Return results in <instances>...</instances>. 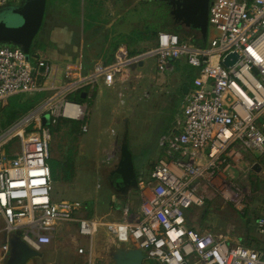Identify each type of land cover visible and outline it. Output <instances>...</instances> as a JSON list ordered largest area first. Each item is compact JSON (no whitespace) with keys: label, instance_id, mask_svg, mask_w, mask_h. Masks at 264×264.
I'll return each mask as SVG.
<instances>
[{"label":"built area","instance_id":"obj_1","mask_svg":"<svg viewBox=\"0 0 264 264\" xmlns=\"http://www.w3.org/2000/svg\"><path fill=\"white\" fill-rule=\"evenodd\" d=\"M208 23L219 32L208 45L159 31L155 46L146 52L131 55L119 46L113 62L99 63L92 72L69 67L68 81L60 87L46 84L52 68L44 58L15 43L0 44V101L54 90L0 131V217L5 232L0 239V263L10 251L13 232L40 251L52 242L60 222H75L79 235L87 240L99 230L102 219L80 214V201L52 196L49 125L61 118L84 120L92 97L88 89L98 78L107 85H113L117 75L127 82L125 72L130 66L155 56L160 69L170 59L185 60L197 74L181 114L160 137L162 155L149 177L137 182L138 212L126 209L125 219L107 223L108 229L119 242H133L147 259L160 264H264V247L247 246L233 235L199 230L189 225L186 216L192 205H204L211 187L217 188L225 202L246 210L249 189L226 173L244 151L264 153V0H210ZM232 53L237 58L231 57L233 63L226 64ZM81 89L86 102L68 99V94ZM46 113L48 125L42 122ZM82 129L86 131L87 125ZM15 137L20 150L6 151L3 147ZM256 225L264 233V213ZM91 250L80 246L78 253Z\"/></svg>","mask_w":264,"mask_h":264},{"label":"rangeland","instance_id":"obj_2","mask_svg":"<svg viewBox=\"0 0 264 264\" xmlns=\"http://www.w3.org/2000/svg\"><path fill=\"white\" fill-rule=\"evenodd\" d=\"M126 2L128 4L129 1ZM140 6V11H136L135 18L136 27L141 30L143 46L138 51L146 52L153 48L159 31L175 32L182 37H190L194 33L198 34L197 30L193 28L181 27L182 29L176 31L171 24L163 27L166 24L170 6L161 0L142 2ZM14 9L15 7L11 4L0 8V20L7 27L17 28L25 22V20H20L19 14L13 13ZM217 35H219L218 30L209 25L205 45H208L211 39ZM31 53H34L33 47ZM143 61L138 69L144 74L160 71L166 78L161 82V85L155 84L154 86L149 85L150 83L146 82L143 77L134 78L133 83L131 82L132 86L137 85L139 82L134 81L139 80L140 84L143 81L144 84L148 85V88L137 87L133 93V100L125 113L122 110L126 104H122L118 100L114 90L99 87L96 90V99L88 107L85 120L69 119L70 123L67 124L60 123L61 120H59L56 124L49 125L52 131L49 148V161L53 173L52 196L55 200L80 201L83 206L80 214L82 211H86V214L91 217L105 216L106 213L112 211L111 205H113V198H115L113 195H120L125 188H133L132 185H136L140 178L147 179L154 164L162 155V149L159 145L162 133H168L178 115L181 114V106L184 103V88L192 86L197 70L186 61L176 63L172 69H165V67L160 69L155 56H148ZM170 61L173 60L170 59ZM67 81L66 79L59 80L56 77L52 81L47 80L46 84L51 85L54 82L60 87ZM53 92L54 90L47 89L41 92L26 93L16 98L15 102L20 104L31 99L35 107ZM10 106L11 100L0 101V131L13 123L7 119ZM27 112H21L16 120ZM116 117H119V120ZM84 122L89 127L87 132H69L71 124L76 123L82 126L81 124ZM122 146L127 147L135 172L134 177L128 181H124L118 172L122 160ZM3 148L8 152L19 151L18 137L12 138ZM82 149L85 151L82 152ZM68 154L69 160L64 161ZM259 162L263 163L264 160ZM261 171L258 173L255 168L251 167L250 163L248 168L243 167L236 173L237 184L245 186L250 191L247 196L248 207L246 210H249L247 214L240 213L234 206L225 202L217 188L211 187L204 205H192L186 209L189 224L199 230L208 229L216 234L234 231L241 233L245 240L247 238V240L252 241L251 238L249 239L250 232L246 227L247 217H249L251 235L257 238L256 217L264 213V171ZM136 189H131L130 194L137 195ZM106 222L111 223L112 221ZM3 227L4 223L0 219V239H2L1 236H5V232L1 231ZM106 227L101 226L96 232V236L104 239L102 246L95 244L93 247L92 239L87 240L78 235L75 223L60 222L57 226L58 232L62 228L70 234L67 240L56 239L64 242L60 244L63 257L61 263L83 264L85 260H89L91 257L93 264H117L118 259L123 258L125 249L107 240L106 234L109 230ZM11 237L10 251L1 264H10L17 255V243L20 236L13 232ZM56 240L53 239L55 242ZM254 241L257 244H264V240L260 238ZM80 246L91 247L92 254L78 253ZM49 257H52L51 248L44 246L30 259L41 263Z\"/></svg>","mask_w":264,"mask_h":264},{"label":"crops","instance_id":"obj_3","mask_svg":"<svg viewBox=\"0 0 264 264\" xmlns=\"http://www.w3.org/2000/svg\"><path fill=\"white\" fill-rule=\"evenodd\" d=\"M126 1L127 0H46L43 21L38 33L36 34L32 42L31 50L33 47V54L38 57L44 58L51 65L52 76L48 79L49 81L54 80L56 77H58L59 80L66 79L67 81L68 77L66 76V70L69 67L74 66L75 70H77L76 72L89 73L92 72L95 69L96 65L99 63H111L115 59V53L119 46H124L131 55L142 53V51H138L143 46V43L141 38V30L139 27H136L137 22L135 14L136 11H140V4L143 2V0H128V4ZM9 4L14 6L16 9L22 6L23 0H16L14 2L9 0L6 3L0 2V8L5 7ZM14 10L13 13H15ZM20 17L21 21L24 20L22 16ZM181 61L185 62V60L170 61L165 69H172L176 63ZM143 62L144 61L142 60L138 63V65H132L127 69V72H125L129 75V80H127V82H121L118 79V75L116 76L117 80L113 85H107L103 81V78H98L94 87L92 89H88V91L91 90L92 94L90 102L88 103V107L96 99L97 88L106 87L109 89H113L117 95L118 100L122 104H126L124 107L121 104V106L123 107L122 111L125 113L129 104L133 100V93L136 91L137 87H144V89L148 88L147 84H144L143 81L140 84L139 80L134 81L139 83L132 86L131 82L133 83L134 78L140 79L143 77V79L146 82H149V85L151 86H154L155 84L161 85V82L166 78V76L160 71H151L147 75L144 74L141 70L138 69V66L143 64ZM191 87L184 88V99ZM124 98H126V101H124ZM116 118L117 120H119V117ZM84 124L87 125V130L84 132L88 131V124L84 122L83 124H81L82 126H80L79 132L83 131L82 127ZM163 134H165V132L162 133V135ZM81 151L84 152L85 150L82 149ZM68 157L69 154L64 161L68 160ZM260 160H264V153L260 154L254 151H244L243 155L236 161H234L233 168L226 174L230 179L237 183V171H239L243 167L248 168V165L250 163L251 167L255 168L256 166L255 169L258 173L262 172L261 170L264 171V162L261 163L259 162ZM132 187L134 189L137 188V195L130 194L131 189L133 188H125L124 192H122L120 195H113V197L115 196V198H113V205H111L112 211L106 213L105 216L91 217L86 214V211H82V213L90 218L102 219L103 224L101 226L105 227L108 223L106 221L118 222L124 220L125 210L128 209L130 213L138 212L139 204L141 201V192L139 190V187H137V184L132 185ZM239 212L247 214L249 210H246V212L245 210ZM262 214L257 215L256 220L258 216ZM0 219L2 218L0 217ZM247 219L248 220L246 227L250 232L249 239L251 238L252 241L247 240V238L245 240L241 233L239 234L234 231L227 232L225 234L236 236L242 243L247 246L257 248L264 247V244H257L255 243L256 241H254L257 238L264 240V233H261L259 232V230H257L258 237H252V231L249 224L250 218L247 217ZM106 228L107 230H109L108 227ZM76 231L78 233L77 228ZM109 231L106 234L107 240L116 243L120 248L125 249V252L132 246L134 248H138L133 242H119L111 232L110 233L113 236L109 233ZM69 236L70 234L66 233V230L61 228L59 232L58 230L56 231L55 237L53 239L56 240L57 238H60L61 240H67ZM61 240H56V242L52 240L51 243L45 245L51 248L52 257H49L47 260L41 263H37L35 260L30 259L25 264H62L61 260L63 259V257L60 244H63L64 242ZM75 240L77 241L76 238ZM92 240V243L94 242L93 247L95 244L102 246V243L104 242V239L96 236V234L93 236ZM92 251L93 250H91L90 253H87V255H91ZM157 263L158 262L154 260L145 259L144 264ZM83 264H93L92 258L90 257L89 260H85Z\"/></svg>","mask_w":264,"mask_h":264},{"label":"water","instance_id":"obj_4","mask_svg":"<svg viewBox=\"0 0 264 264\" xmlns=\"http://www.w3.org/2000/svg\"><path fill=\"white\" fill-rule=\"evenodd\" d=\"M171 5L170 13L176 23L185 28L197 30L203 40L207 38L209 27V5L210 0H165ZM46 0H23L21 7L14 10L15 13L22 16L25 20L22 26L17 28L7 27L3 21H0V44L3 42L15 43L21 45L25 52L31 53L32 42L38 33L43 21ZM237 58L236 54H230L226 57L225 63L231 64ZM86 92H82L85 97ZM43 124L50 123V115L46 113L43 116ZM256 168V166H255ZM119 174L124 181H128L135 175L131 155L127 147L122 146V160L118 169ZM18 245L17 255L10 264H25L30 257L37 252L32 249L21 238ZM147 259L140 248H130L123 254V258L118 259L117 264H143Z\"/></svg>","mask_w":264,"mask_h":264},{"label":"trees","instance_id":"obj_5","mask_svg":"<svg viewBox=\"0 0 264 264\" xmlns=\"http://www.w3.org/2000/svg\"><path fill=\"white\" fill-rule=\"evenodd\" d=\"M149 1L151 0H143V2H146L148 3ZM163 1L164 3L168 4L167 1L165 0H161ZM169 5V4H168ZM167 20H166V24L163 26H168L169 24H171L175 30H179V29H182L178 24H176L173 16L171 15V13L168 11L167 13ZM192 38V41L194 43H197V44H200V45H205L206 44V41L202 39V37H200L199 33H194L192 36H190ZM85 90V89H84ZM82 92H84L82 89L81 90H77V91H74L70 94H68V99L72 100V101H76V102H84L86 100V97H83L82 96ZM16 98H19V96H13L11 98H9V100H11V106L10 108H8L9 112H8V117L7 119L8 120H11V123L14 122L18 116L20 115L21 112H27L29 111L30 109L34 108V102L32 103L31 99L25 101L24 103H20V104H16L15 100ZM61 122L60 123H63V124H67V123H70L67 119V118H61L60 119ZM79 129H80V126L78 124H71L69 126V132L70 133H76V132H79ZM69 160V157L67 158Z\"/></svg>","mask_w":264,"mask_h":264},{"label":"flooded vegetation","instance_id":"obj_6","mask_svg":"<svg viewBox=\"0 0 264 264\" xmlns=\"http://www.w3.org/2000/svg\"><path fill=\"white\" fill-rule=\"evenodd\" d=\"M170 6V9H171V5H169ZM176 24H178V23H176ZM180 27H182L180 24H178Z\"/></svg>","mask_w":264,"mask_h":264},{"label":"bare ground","instance_id":"obj_7","mask_svg":"<svg viewBox=\"0 0 264 264\" xmlns=\"http://www.w3.org/2000/svg\"><path fill=\"white\" fill-rule=\"evenodd\" d=\"M61 92H58L57 95H59Z\"/></svg>","mask_w":264,"mask_h":264}]
</instances>
